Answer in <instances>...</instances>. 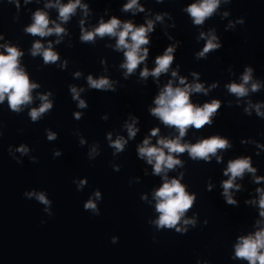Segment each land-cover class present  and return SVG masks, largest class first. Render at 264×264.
I'll use <instances>...</instances> for the list:
<instances>
[{
	"label": "clouds",
	"instance_id": "1",
	"mask_svg": "<svg viewBox=\"0 0 264 264\" xmlns=\"http://www.w3.org/2000/svg\"><path fill=\"white\" fill-rule=\"evenodd\" d=\"M227 2V0H226ZM220 0H199V3L191 4L187 7L186 11L193 18V22L196 25L204 23L205 19L210 17L219 7ZM51 7L52 5H48ZM81 7L87 10V5H81L80 0H70L66 5L59 6V18L67 22L71 15H73L77 7ZM138 8L139 11H143L142 7H139L138 0H129V3L124 5V11ZM227 15V13H225ZM157 20H161V16L156 17ZM243 23L241 19L238 21ZM49 19L46 13L37 11L33 16V23L25 29L27 33L34 36L45 37L55 33L60 35L64 33L65 29L60 25H56L54 28L49 27ZM83 24V21H81ZM153 30V21H147V25H141L135 27L131 22L121 23V21L115 17L111 18L108 22L101 20L100 25L93 31H85L81 28L82 35L80 39L84 42H91L96 36L104 37L114 36L117 37L116 48L123 49L125 62L121 65L126 69L125 76L132 74L143 62L147 55L148 49L143 48V45L149 43L147 33ZM204 37V33H201V38ZM216 36L211 35L207 39L203 50L198 53L199 57H204L206 53L211 50L220 47L218 43H215ZM59 42V41H57ZM173 47H168L162 56H157L155 60L156 67L149 72V69L145 67L140 76L147 78L149 75L153 77H159L161 73H166L169 70L170 65L173 62L172 53ZM7 54L0 53V103H3L7 98L8 106L14 112H19L23 105H26L32 101V89L38 87L37 84L29 81L28 75L19 66V58L22 53L15 47H6ZM31 54L33 56L42 55L45 64L55 63L59 57L56 52L51 48L49 44L48 48L37 41L33 44ZM252 69L247 68L242 77V83L229 84L228 91L237 97H244L248 94L249 89L246 85L252 80ZM79 76V73H76ZM177 73L172 72V76L175 77ZM193 75H196L193 73ZM180 84L184 87H173L172 82L169 83L160 91L159 95L155 99L156 107L151 109V114L159 118L163 124L174 127L179 131V136L174 139L161 138L158 140L159 146L150 145V139L146 138L143 141L142 146L138 148V154L140 158H146L147 163L153 165V172L156 175L164 173L165 170L174 169L175 166L180 165L181 161L176 159L173 154L184 153L187 151L193 159L208 160L210 155H215L218 149H225L228 147V141L220 137L213 136L209 139H204L196 144L181 143L183 138L190 127L195 129H201L206 124H211L212 116L216 113L220 107L218 100H213L211 103H205L202 107L194 105L190 101V93L192 92H205L206 89L200 83L194 85H188L185 82V78H180ZM88 84L94 89H110L112 87L110 81L107 78L93 79L92 76L88 77ZM260 85L253 82L251 84V91L255 92L259 89ZM72 98L79 100V107H86L85 101L79 99V91L77 88H71ZM43 101L39 108H33L29 115L32 121H37L41 115L52 108V103L48 100L47 95L40 97ZM257 115L264 116V113L260 112V105H256ZM248 111V109H245ZM76 118H80V113H76ZM135 121L132 124L127 125V131L129 138L135 137L138 129L134 126ZM159 129H153L151 135L156 136ZM109 140H111V134H109ZM48 139H55V134L49 133ZM83 143V141H81ZM127 143L123 137L117 138L112 141L111 146L117 151L121 152L124 149V145ZM167 149V154L165 152ZM22 154L28 150L25 147L18 149ZM95 151V149H93ZM55 155H60L56 152ZM245 171L255 172V169L251 167L248 159H237L230 161L228 167L224 172V175H230V178L223 182V195L227 198V203L236 204V201L232 199L229 194V189H232L234 180L237 177H241ZM261 178H257L259 181ZM86 181H80L78 187H82ZM238 187V186H235ZM261 192L259 206L261 209L260 215L264 216V190L257 189ZM29 198L35 197L40 203L44 204L45 211H49L51 201L46 197L43 192H28L25 193ZM95 200L89 199L84 204V210L90 211L94 215H100V209L97 207L96 200L101 199L100 191L94 193ZM156 200L155 209L159 213V218L153 223L159 229H175L177 232H181L182 229L178 227L184 214L192 207L195 200L194 195H189L185 186L180 183L178 179L168 180L165 176L164 183L154 193ZM49 215L51 213L49 212ZM185 225L195 221L184 220ZM186 231V229H183ZM118 238L113 236L112 243H117ZM236 258L244 259L249 264H264V229L257 231L254 236L241 237L240 242L236 245L235 251Z\"/></svg>",
	"mask_w": 264,
	"mask_h": 264
}]
</instances>
